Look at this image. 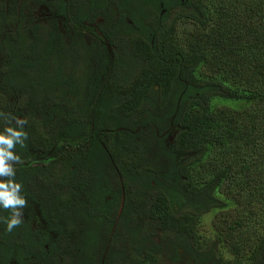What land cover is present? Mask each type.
Listing matches in <instances>:
<instances>
[{
  "label": "trees",
  "instance_id": "16d2710c",
  "mask_svg": "<svg viewBox=\"0 0 264 264\" xmlns=\"http://www.w3.org/2000/svg\"><path fill=\"white\" fill-rule=\"evenodd\" d=\"M88 1L113 19L108 0ZM110 2L122 18L89 63L63 37L43 53L34 36L47 29L39 6L68 15L67 0H0V132L23 121L14 179L39 190L46 228L8 232L0 208V264H264V0ZM85 20L81 9L72 47L88 57L99 25ZM80 139H118L122 209L117 175L76 196ZM175 152L194 155L177 164Z\"/></svg>",
  "mask_w": 264,
  "mask_h": 264
},
{
  "label": "flooded vegetation",
  "instance_id": "af4514ba",
  "mask_svg": "<svg viewBox=\"0 0 264 264\" xmlns=\"http://www.w3.org/2000/svg\"><path fill=\"white\" fill-rule=\"evenodd\" d=\"M110 1L108 0L105 9L109 6L112 7L114 11V15L112 14L113 19H110L109 17L111 13L110 10L99 11L97 9H94L90 5L88 0H67V5L69 7L68 15L60 14L59 10L56 9L53 5H52L53 7L52 10L49 9L44 4L39 6L40 8H38L36 13L42 17V22L44 26L47 27V29H44L43 27H39L37 33L34 35L43 38V45L41 47V51L44 53L45 49L50 45L49 43L50 39L54 40L55 48L59 47L60 44L59 42L56 41V39H58L59 37H63L66 45V47H64L63 50L68 51L69 48H71L72 53L74 51L76 54H78L77 57L74 58L75 61H87L89 63L100 62L101 51L98 48V45L106 41V36H109L110 29L113 26V20L118 22L122 18L120 10H118V8ZM81 9L83 10V15L87 19L82 22V25H87L92 27H97V25H99V27L95 30L96 34H92V36L91 34H88L87 36L90 37L89 46L91 48L90 50L91 55L88 57H85L78 52V50L80 52L84 50L83 48L79 49L78 47L79 44L76 46L78 50L72 47L73 40L76 42L79 41L80 43V41H82V39L85 38L86 36V34L82 31V28L76 23ZM165 12L166 10H164L162 14H164ZM49 19L53 23V25L50 24ZM94 19L95 22H92ZM35 25L33 24V26ZM51 32H53V35L51 34ZM118 37L120 36L118 34H115L114 38L117 39ZM93 47H95L96 49L93 50L92 49ZM108 49L110 51L109 46ZM112 50L115 52L118 51V49L114 48L111 49V53ZM61 55H63L62 52ZM113 56L115 55L112 54V57ZM118 60L119 58L115 56V61ZM101 67L102 66H100V68ZM73 84H76L74 80H73ZM178 130H179V126L172 127V130L169 133V135H167V137L163 139L164 143L166 144L173 143L174 137L177 134ZM114 140H118V139H114ZM114 140L113 139H80L75 141L74 143L76 144L75 146L71 145V147L68 148L72 153V159L80 158L82 160L81 164H77L75 161L72 160L76 164L72 166V170L74 172L76 171L79 172V175H76V177L73 180L76 188L75 191L76 196L77 197L80 196L81 198H83L84 195L87 194L88 191H90L91 188L94 187V184L98 183L99 180H101V179L95 180V176L103 177L99 183L101 186H104L106 185L105 181L107 180V178L111 177V175L114 176L117 175L119 177L120 187L119 188L114 187L113 189L116 191L118 189L122 190L121 204H120V207L122 209L123 202L125 200V195L123 189L124 186L122 183V175L124 174L123 173L124 171L122 170L121 166H124V168H128V166L126 165L124 154L116 156L115 151L111 152L110 144ZM104 141H106L107 143H104ZM29 153H30L29 158H31V160H34L36 162H39V160L45 158V156H43L44 152H42L40 149L31 148ZM129 154L133 155L132 153ZM170 154L174 156L172 151L170 152ZM186 155L187 154L175 152V158L177 160V164H183L185 161L189 160L190 158H186ZM103 156L107 157V161L103 160ZM109 163L113 165V169H110ZM100 167L102 168V171L99 173ZM15 168L16 167H14V169ZM130 172H133L132 169L130 170ZM83 176L85 177L84 180L82 179ZM35 191H39V190L37 189ZM35 191H30L29 188L27 191L23 189L21 191V194L27 200V206L24 209V216L20 225H24V226L29 225L32 231L36 232L37 234L39 233L41 234L42 230H45L46 228H45V222L43 223L40 222L39 215L41 219L43 218V216L39 204L37 203V201H34L32 196L33 192L36 193ZM85 201L86 199L82 200V203ZM87 204H89V202ZM42 220H44V218ZM42 235L44 237V233ZM185 257L183 258V260H185L183 264L184 263L186 264L187 262L186 261L187 259ZM11 264H19V263L16 260L13 261ZM25 264H29L28 257L26 258ZM166 264H174V261L167 259Z\"/></svg>",
  "mask_w": 264,
  "mask_h": 264
},
{
  "label": "clouds",
  "instance_id": "9594fccd",
  "mask_svg": "<svg viewBox=\"0 0 264 264\" xmlns=\"http://www.w3.org/2000/svg\"><path fill=\"white\" fill-rule=\"evenodd\" d=\"M16 122L19 128L9 126L0 132V178H8L0 179V208L11 209L10 218L5 220L8 232L22 222L27 206V200L21 194L22 185L14 179V164L20 161V156L13 151L17 145L23 146L27 133L22 128L23 121L17 119Z\"/></svg>",
  "mask_w": 264,
  "mask_h": 264
},
{
  "label": "water",
  "instance_id": "95a60500",
  "mask_svg": "<svg viewBox=\"0 0 264 264\" xmlns=\"http://www.w3.org/2000/svg\"><path fill=\"white\" fill-rule=\"evenodd\" d=\"M178 109H179V103H178V106H177V108H176V112L178 111ZM193 155H194V154L186 155V158L191 157V156H193ZM122 208H123V207H122ZM39 218H40V222L43 223L44 220H42L43 218L41 219L40 215H39Z\"/></svg>",
  "mask_w": 264,
  "mask_h": 264
},
{
  "label": "rangeland",
  "instance_id": "374dc122",
  "mask_svg": "<svg viewBox=\"0 0 264 264\" xmlns=\"http://www.w3.org/2000/svg\"><path fill=\"white\" fill-rule=\"evenodd\" d=\"M173 16H175V14Z\"/></svg>",
  "mask_w": 264,
  "mask_h": 264
}]
</instances>
